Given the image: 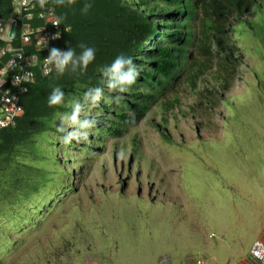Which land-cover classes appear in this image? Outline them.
I'll return each mask as SVG.
<instances>
[{
    "label": "rangeland",
    "instance_id": "rangeland-1",
    "mask_svg": "<svg viewBox=\"0 0 264 264\" xmlns=\"http://www.w3.org/2000/svg\"><path fill=\"white\" fill-rule=\"evenodd\" d=\"M252 2L122 135L94 124L59 147L60 114L42 108L0 129V264H241L264 228V0Z\"/></svg>",
    "mask_w": 264,
    "mask_h": 264
},
{
    "label": "trees",
    "instance_id": "trees-1",
    "mask_svg": "<svg viewBox=\"0 0 264 264\" xmlns=\"http://www.w3.org/2000/svg\"><path fill=\"white\" fill-rule=\"evenodd\" d=\"M53 2L61 26L69 27L60 41L61 46L64 50L71 47L77 54L82 51V44L93 47L95 59L84 72L66 70L63 74L54 73L46 77L39 74L36 77L35 73L27 90L20 94L22 112L17 117L16 125L22 124L21 116L25 109L27 114L24 118L27 120L31 112L41 108L52 113H68L69 104L74 100L85 103L83 96L87 87L108 89V78L103 75L102 69L109 66L117 56L124 55L135 62L138 72L136 82L128 86L125 98H119L117 93L108 97L102 88V97L95 104L101 112L107 114L105 119H100L102 122L95 121L97 128L113 136L122 135L127 124L137 122L144 116L149 105L166 93L168 79H174L175 86L189 75V69L192 70L196 62L193 54L197 53L209 60L213 56L212 40L223 45L229 30L226 24H229L231 12L241 16L249 12L253 4L252 0ZM85 3L91 4L87 13L82 12ZM10 8V0H0V19L8 14ZM35 71L38 72L37 69ZM98 77L106 79L107 83L103 85ZM191 83H194L193 79ZM54 87H60L65 92V101L63 105L50 107L48 96ZM12 94H17V89ZM114 110L119 113L113 115ZM80 117L82 120L86 118L85 115Z\"/></svg>",
    "mask_w": 264,
    "mask_h": 264
},
{
    "label": "built area",
    "instance_id": "built-area-1",
    "mask_svg": "<svg viewBox=\"0 0 264 264\" xmlns=\"http://www.w3.org/2000/svg\"><path fill=\"white\" fill-rule=\"evenodd\" d=\"M10 4L9 16L0 19V40L4 38L0 41V102L3 105L0 127L13 123L14 115L20 110L19 95L34 80L35 73L37 74L35 69L40 76H45L44 57L48 55L54 42L62 37L61 27L53 24V20L58 17L52 0H48L45 9L39 7L38 0H10ZM52 9L54 15L49 14ZM11 20L15 22L13 38L8 37L7 33ZM25 34L29 35L27 41L23 39ZM41 38L46 40L47 47L40 50L37 40ZM5 81L11 83L9 89L3 85ZM14 89H17V94H12ZM249 256L254 264H264V239H257L252 243Z\"/></svg>",
    "mask_w": 264,
    "mask_h": 264
},
{
    "label": "clouds",
    "instance_id": "clouds-1",
    "mask_svg": "<svg viewBox=\"0 0 264 264\" xmlns=\"http://www.w3.org/2000/svg\"><path fill=\"white\" fill-rule=\"evenodd\" d=\"M64 2L65 0H56L57 4H64ZM71 2L72 0H69V3ZM47 4H48V0H38V5L41 9H45ZM90 7H91L90 3H85L84 7L82 8V12L87 13ZM54 8H55V5H54ZM9 13H10V10L8 14L5 16V18L8 17ZM49 14L54 15V9L50 10ZM55 14L58 18L53 20V24L59 25L61 27L62 37L60 38V40L54 42L53 45H57V46L56 47L52 46L49 49L48 55L44 57L43 64H44L45 76H42V77H46L54 73L63 74L66 70H69L71 72H78V71L84 72L87 69L88 65L92 63L95 59V49L93 47L85 46L82 44L80 45V47L82 48V51L79 54H77L75 50L71 47L68 48L67 50H64V48L60 44V41L62 40L64 33L68 31L69 27L64 28L63 26H61L60 19L57 14L56 8H55ZM9 27H8V32H9ZM23 39L27 41L29 39V35L25 34L23 36ZM37 46L39 47L40 50L42 47H47L46 40L44 38L37 40ZM6 70L7 69H4V71ZM102 72H103V75L108 78L107 86L109 87V89H117L120 92L126 91L128 86L133 85L136 82V79L138 76L136 66L133 63L132 59L126 58L124 55L117 56L115 60L109 66H106L104 69H102ZM24 92L21 93V95L24 94ZM102 94H103V89L100 87L89 88L84 93L83 100L84 102H88V103H91L92 105H95L100 101ZM21 95H19L18 97L19 105H20V110H19L20 112H17V114L14 115L15 117H14L13 123H9L6 126L0 127V129H3V128L13 129V127L16 126L17 117H19V115L22 112V109H21L22 104L20 102ZM64 101H65V92L60 87H54L52 89L51 94L48 96L49 106L51 107V106L63 105ZM71 108H72V111L70 114L63 113L59 115V120H60V126L58 127L59 131H57L53 137V138H56V136L63 135L61 132L65 133L62 137V140L59 139L60 140V142L58 143L59 147L60 145H63V144H70L73 140H78V141L86 140L89 134L88 130L94 127V124H95L94 120H90V119L80 120L79 119V116L83 108V105L80 101L74 100L71 104ZM0 118H2V114L0 115ZM65 124H67L69 127L74 126L72 128V131H67V129L64 127ZM70 146L77 147V145H72V144H70ZM63 151L65 152V154H68L66 150H63Z\"/></svg>",
    "mask_w": 264,
    "mask_h": 264
},
{
    "label": "crops",
    "instance_id": "crops-1",
    "mask_svg": "<svg viewBox=\"0 0 264 264\" xmlns=\"http://www.w3.org/2000/svg\"><path fill=\"white\" fill-rule=\"evenodd\" d=\"M257 239H264V228L261 229V231H259L257 233V235L255 236V238H252V240L250 241L247 253L248 255H246V258L242 260L241 264H254L249 256V249L252 245V243L257 240ZM235 264V263H234Z\"/></svg>",
    "mask_w": 264,
    "mask_h": 264
},
{
    "label": "water",
    "instance_id": "water-1",
    "mask_svg": "<svg viewBox=\"0 0 264 264\" xmlns=\"http://www.w3.org/2000/svg\"><path fill=\"white\" fill-rule=\"evenodd\" d=\"M15 35V22L12 21L11 24H10V27H9V32H8V36L10 38H13Z\"/></svg>",
    "mask_w": 264,
    "mask_h": 264
}]
</instances>
